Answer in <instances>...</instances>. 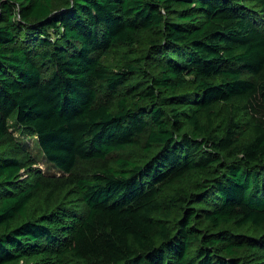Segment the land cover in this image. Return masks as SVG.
<instances>
[{"label":"trees","instance_id":"16d2710c","mask_svg":"<svg viewBox=\"0 0 264 264\" xmlns=\"http://www.w3.org/2000/svg\"><path fill=\"white\" fill-rule=\"evenodd\" d=\"M15 131L0 264H264V0H0Z\"/></svg>","mask_w":264,"mask_h":264},{"label":"rangeland","instance_id":"374dc122","mask_svg":"<svg viewBox=\"0 0 264 264\" xmlns=\"http://www.w3.org/2000/svg\"><path fill=\"white\" fill-rule=\"evenodd\" d=\"M108 65H115L113 58L106 60ZM14 138H9L0 150L9 154H19V158L27 165L30 164V168L27 172L23 171L22 178L25 180L28 175L32 172L35 174H41L46 180L51 182H62L66 179L65 175H62L56 168L50 165L44 158L39 146L37 139L35 137L24 138L18 131L13 132ZM19 150V153L15 151ZM137 150H129L125 153H120V156L130 157L138 155ZM34 163V164H33ZM100 162H79L75 170V175L80 177H87L90 172H92L96 167H98ZM29 173V174H28Z\"/></svg>","mask_w":264,"mask_h":264}]
</instances>
